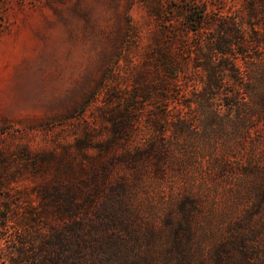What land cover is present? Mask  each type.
Returning a JSON list of instances; mask_svg holds the SVG:
<instances>
[{"label":"rangeland","instance_id":"1","mask_svg":"<svg viewBox=\"0 0 264 264\" xmlns=\"http://www.w3.org/2000/svg\"><path fill=\"white\" fill-rule=\"evenodd\" d=\"M185 2L0 0V218L76 219L98 264H264V0H197L228 55Z\"/></svg>","mask_w":264,"mask_h":264},{"label":"trees","instance_id":"2","mask_svg":"<svg viewBox=\"0 0 264 264\" xmlns=\"http://www.w3.org/2000/svg\"><path fill=\"white\" fill-rule=\"evenodd\" d=\"M181 1L184 2V0ZM187 1V3L185 2V26L194 32L206 30L204 41L208 46L207 51L210 55L212 53L228 55L230 50L235 47L240 52L245 44V30L238 19L219 11H209L206 4L197 2V0ZM230 34L234 36L233 41L227 38ZM197 50L199 53L205 54L201 51V48ZM212 64L213 62L210 60L204 62L206 66ZM224 65L228 66L231 63L227 62ZM48 194L49 198L46 202L61 199L62 196L66 202L71 201L68 194L63 195V192L57 187L52 188V191ZM16 220L17 218L14 219L7 213L2 214L0 218V239H3L6 243L4 247L0 248V264H23L24 262L27 264H98L92 257H87L84 252L82 233L76 219L72 220L74 223L72 230L74 242L71 243L72 246L67 244V236L65 230H63L67 226V220H60L51 224L46 232H42L41 228L36 232L31 226L29 218H20L22 223L23 221L26 223L23 225H20V222L17 223ZM9 221L11 223H8ZM19 226L23 228L21 229L22 233H19L21 239L17 238L15 246H11L8 236L5 235V230L10 227L16 230ZM25 226L28 228H25Z\"/></svg>","mask_w":264,"mask_h":264}]
</instances>
